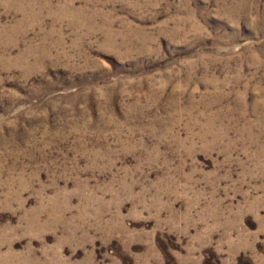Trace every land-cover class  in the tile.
<instances>
[{"label":"rangeland","instance_id":"rangeland-1","mask_svg":"<svg viewBox=\"0 0 264 264\" xmlns=\"http://www.w3.org/2000/svg\"><path fill=\"white\" fill-rule=\"evenodd\" d=\"M0 264H264V0H0Z\"/></svg>","mask_w":264,"mask_h":264}]
</instances>
